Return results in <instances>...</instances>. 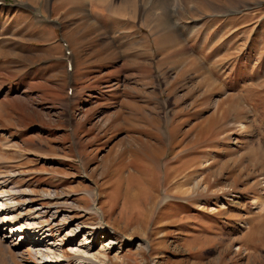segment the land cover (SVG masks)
<instances>
[{"label":"rangeland","instance_id":"rangeland-1","mask_svg":"<svg viewBox=\"0 0 264 264\" xmlns=\"http://www.w3.org/2000/svg\"><path fill=\"white\" fill-rule=\"evenodd\" d=\"M0 198V264H264V0H0Z\"/></svg>","mask_w":264,"mask_h":264},{"label":"bare ground","instance_id":"bare-ground-1","mask_svg":"<svg viewBox=\"0 0 264 264\" xmlns=\"http://www.w3.org/2000/svg\"><path fill=\"white\" fill-rule=\"evenodd\" d=\"M8 192V198L6 199V200H11V201H15L14 200V191L13 190H9V191H7ZM0 200H2V202H0V205L1 204H3L4 203V199H2V198H0ZM7 217V216H6ZM9 218V217H8ZM28 225V227H29V236L31 237V236H33V235H36V233H42V229L40 228V223H38V222H30V223H28L27 224ZM44 232V231H43ZM13 233V232H12ZM46 233L47 232H45V233H43V235L42 236H47L46 235ZM73 233V231L70 233V234H72ZM3 244V242L1 241V239H0V246ZM38 243L37 242H35V245H37ZM1 249H2V247H0V251H1ZM1 253V252H0ZM30 253H31V256L32 255H34V257L36 258V259H40L41 258V260H43V258H45V260H48V261H50L49 259L51 258L50 257V254L48 253V252H44V251H41V250H38V249H36V247L34 248V249H32L31 251H30ZM4 254L6 255V252H4ZM4 255V256H5Z\"/></svg>","mask_w":264,"mask_h":264},{"label":"crops","instance_id":"crops-1","mask_svg":"<svg viewBox=\"0 0 264 264\" xmlns=\"http://www.w3.org/2000/svg\"><path fill=\"white\" fill-rule=\"evenodd\" d=\"M46 25H47L46 23H40L38 25L42 29V34H40V36H39L40 39H43V38L48 39L47 29H44V27H47Z\"/></svg>","mask_w":264,"mask_h":264}]
</instances>
